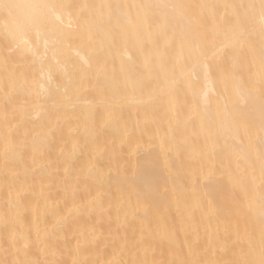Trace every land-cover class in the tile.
I'll use <instances>...</instances> for the list:
<instances>
[{
    "label": "bare ground",
    "instance_id": "1",
    "mask_svg": "<svg viewBox=\"0 0 264 264\" xmlns=\"http://www.w3.org/2000/svg\"><path fill=\"white\" fill-rule=\"evenodd\" d=\"M0 264H264V0H0Z\"/></svg>",
    "mask_w": 264,
    "mask_h": 264
},
{
    "label": "rangeland",
    "instance_id": "2",
    "mask_svg": "<svg viewBox=\"0 0 264 264\" xmlns=\"http://www.w3.org/2000/svg\"><path fill=\"white\" fill-rule=\"evenodd\" d=\"M57 168H58V167H57ZM54 170H55V169H54ZM57 170H58V169H57ZM61 171H64L63 174H65V172H66V170H63V169H62ZM61 171H59V173H60ZM55 172L58 173V171H54V173H55ZM59 173H58V175H60ZM63 176L65 177V175H63ZM56 177H57V176H56ZM56 177H54V179H55ZM60 177H61V176H60ZM49 179H51V178H49ZM48 190H49V189H48ZM48 190H47V192H46V195L52 190L51 193H50V196L52 197V196H53L52 194L55 193V191L58 190V194H57V196H61V194H60V192H59V191H60L59 189H56V190L50 189L49 192H48ZM53 191H54V192H53ZM56 193H57V192H56ZM56 193H55V194H56ZM48 196H49V194H48ZM55 196H56V195H55ZM53 197H54V196H53ZM72 197H73V195H72ZM63 198H67V199L69 198V199H70V197H63ZM63 198H61V202H62V201H63V202H66V199H63ZM73 198H74V197H73ZM71 199H72V198H71ZM67 201H68V200H67ZM63 205H64V204H62L61 206H63ZM73 234H76V233H73ZM73 234H71V235H72V238H71V239H73V237H75V238L77 237V236H75V235H73ZM68 236H69V237H68L69 240H71V239H70L71 236H70V235H68ZM67 240H68V239H67ZM109 243H110V241H108V243H107L106 245H110ZM112 243H113V241L111 242V244H112ZM104 247H105V246H104ZM104 249H106V248H104Z\"/></svg>",
    "mask_w": 264,
    "mask_h": 264
}]
</instances>
